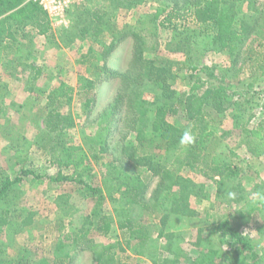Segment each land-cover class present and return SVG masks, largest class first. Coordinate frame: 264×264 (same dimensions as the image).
Segmentation results:
<instances>
[{"label":"trees","instance_id":"trees-1","mask_svg":"<svg viewBox=\"0 0 264 264\" xmlns=\"http://www.w3.org/2000/svg\"><path fill=\"white\" fill-rule=\"evenodd\" d=\"M158 1L155 12L148 18L141 17L140 22L144 26L148 22L154 24L153 35L157 28L174 30L173 39L179 36L178 42L189 47L183 61L150 57L148 54L156 47L147 45V36L116 28L113 12L95 9L85 20L86 9L77 6L73 14L69 11L73 23L64 30L69 39L77 36L84 39L88 35L99 40L105 35L111 37L104 44L107 47L104 63L97 66V70L105 68L108 57L124 38L133 36L132 69L118 75L108 69L104 75V78L117 75L121 80L119 96L106 111L110 120L120 121V135L123 134L121 155L110 160L112 153H105L102 147L89 151L84 145L73 146L64 141L66 129L73 121L61 108L74 99L76 88L61 82L45 94L46 104L40 115L44 134L53 136L46 151L53 164L73 169L71 174L60 171L49 178L76 184L86 198L95 202L82 225L67 230L66 216L77 212V207L69 203L66 193L56 197L58 211L65 216L55 220L54 233L60 236L53 245V257L45 264H71L75 250L89 251L93 264H264V245L262 249L257 248L252 233L247 230L250 217L264 216V179L254 184L253 192L249 193L258 195L252 196L250 201L254 206L243 221L231 220L227 213L207 215V235L200 229L193 243L196 254L189 255L180 242L182 235L172 225L180 219L190 221L196 215L182 195L190 181L182 175L186 167L202 168L208 175L219 177L220 184L244 171L238 160L211 151L218 124L227 114L232 115L240 147L254 158L264 157V117L257 116V110H264L261 105L264 104V86L257 88V81L264 80V0ZM27 24L39 33L53 36L52 25L38 4L27 0H0V48L20 50L22 42L17 28ZM202 39L209 40V50L230 53L231 64L238 63L237 67L217 70L194 63V55L199 61L208 51V47L204 50L199 46ZM36 72L34 78L41 71ZM246 72L253 80L242 82V74ZM178 78L189 81L187 89L174 87ZM92 88L93 82L89 89L76 92L85 97L86 108L95 102L93 95H87ZM123 107L125 112H121ZM181 110L185 112V121L172 122L169 116ZM256 117L258 122L252 125ZM186 130H191L196 137L188 146L180 144ZM103 133L108 136V131ZM103 133L86 135L85 144H105L106 147ZM145 142L152 146L149 150L143 148ZM97 167L102 173L99 183L94 178ZM144 172L160 179L155 199L146 198L148 182ZM28 175L43 178L33 169L24 167L14 173L0 171V264H43L33 259L35 255H31L30 249H23L13 257L6 253L7 241L13 242L15 232L21 231L17 227L24 226L13 213L18 209V205L15 208L19 199L16 188ZM176 187L182 189L181 193ZM241 193L231 192L227 203L247 198L248 192ZM106 201L118 203L114 210L123 213L117 221L122 237L100 241L99 236L107 237L115 229L114 218L104 208ZM137 209L140 217L133 214ZM155 218L161 223H152ZM257 233L264 236V221L257 226Z\"/></svg>","mask_w":264,"mask_h":264},{"label":"rangeland","instance_id":"rangeland-1","mask_svg":"<svg viewBox=\"0 0 264 264\" xmlns=\"http://www.w3.org/2000/svg\"><path fill=\"white\" fill-rule=\"evenodd\" d=\"M132 2L135 3L130 5ZM137 2L139 0H130L129 2L126 0H121V2L118 0H81L72 9V14L77 6L86 9L83 15L85 20L91 17V12L95 9L113 12L115 13L116 28H127L147 36V45L156 47L154 52L151 50L148 54L150 57L155 55L173 62L185 60L189 47L178 42L179 36L173 39L174 30L157 28L153 35L154 24L150 25L148 22L144 26L140 22L141 17L148 18L155 12L159 1L140 0L139 4ZM72 23L67 28L52 27L53 36L39 33L32 25L27 24L17 28L22 42L20 50H17L16 47L0 48V171L14 173L24 167L33 169L40 176H43V178H35L33 175H28L16 188L19 199L15 208L18 205V209L13 214H16L19 222H23L24 226L17 227L21 231L15 232L14 235L16 236L13 242L7 241L6 253L13 257L23 249H30L31 255H35L33 259L43 264L53 257V245L60 236L57 235L58 233H54L55 220L60 216H65L63 212L58 211L55 203L56 197L61 193H66L69 195V203L77 207V212L66 216L67 230L80 227L95 205V202L86 198L76 184L49 178V176H56L60 171L71 174L73 169L53 164L50 161L49 152L46 151V147L48 148L47 145L50 144L53 136L44 134L40 115V111L44 110L46 104L45 94L51 87L61 82H66L76 88L74 99L67 101L61 108L73 121V125L66 129L64 141L68 145H84L89 151L92 149L100 150L102 147L105 153H112V156L107 158L110 160L112 157L121 155L119 147L123 134L120 135V121L110 120L109 117H106V111L108 108L110 109L119 96L121 80L117 75L132 69L133 36L128 35L121 41L119 47L108 57V64L101 71L97 70V66L104 63V55L107 49L104 44L109 42L111 37L105 35L102 40H99L100 38L96 39L88 35L84 39L78 36L69 39L64 30L70 28ZM209 44L208 39L201 40L199 46L204 50L208 47V51L199 61L197 55H194V63L198 62L200 66L216 67L217 70L231 66L237 67L238 63L231 64L230 53L209 50L211 46ZM37 69H40L41 72L37 78H34ZM108 69H112L117 75L104 78ZM241 79L242 82L253 80L247 72L242 74ZM92 82V94L88 93L87 95H93L95 102L91 107L86 108L84 105L85 97L77 95L76 92L89 89ZM257 84V88L260 89V86H264V80L259 79ZM189 85L188 80L178 78L174 87L178 90H185ZM262 103H264L263 100ZM122 109L121 112H125V107ZM258 115L264 117V110H257ZM169 119L175 123L178 120L183 123L186 119L185 112L181 110L177 115H170ZM257 122V117L253 118L252 125ZM107 131L108 136L107 133L105 135L103 133ZM96 132L103 133L106 147L105 144H97L96 146H92L90 143L85 144V136L88 134L95 135ZM151 147L148 142L143 144V148L147 150ZM211 151L238 160L239 164L244 166V171L239 175L231 176L224 184L218 182L219 177L208 175L202 168L186 167L182 171L184 179L191 181L188 180V189L184 190L182 195L187 200V204L196 211V215L190 221L189 218L185 221L177 220L172 223L175 227H171L182 235L180 242L189 252V255L196 254L193 243L199 234V230H203L206 233L205 236L207 235L208 224L205 222L207 215L209 213H227L231 220L238 218L243 221L245 215L249 213L250 207L254 206V203L250 201L254 193H249L253 192L254 184L264 179V157L254 158L243 146L240 147L236 130L233 127L232 115L227 114L218 124L217 138L211 146ZM100 169L97 167L94 170L96 175L94 178L98 183L102 176ZM143 176L148 182L147 200L155 199L154 193L159 188V177L150 175L149 172H144ZM234 186L237 187L234 188ZM176 189L177 192L181 193L180 187H176ZM196 190L199 191L198 194L194 193ZM240 190L243 193L248 192L247 198L238 203L231 202L228 204L227 200L231 199L229 193L236 191L241 193ZM223 195H227L226 198ZM116 206H118L116 202H105L104 208L114 218L115 229L107 237L99 236L100 241L122 237L121 231L117 227V221L122 218L121 214L123 213L115 212ZM72 211L74 212V209ZM133 214L137 217L141 216L139 209L134 210ZM249 219L247 230L252 233L257 248L262 249L264 236L258 235L257 226L264 221V216L260 218L255 216ZM152 223L157 225L156 223L160 224L161 221L155 218ZM72 254L74 258L71 264H93L92 255L87 250H75L72 251Z\"/></svg>","mask_w":264,"mask_h":264},{"label":"built area","instance_id":"built-area-1","mask_svg":"<svg viewBox=\"0 0 264 264\" xmlns=\"http://www.w3.org/2000/svg\"><path fill=\"white\" fill-rule=\"evenodd\" d=\"M38 4L45 12L52 27L66 28L70 25L69 11L81 0H27Z\"/></svg>","mask_w":264,"mask_h":264},{"label":"clouds","instance_id":"clouds-1","mask_svg":"<svg viewBox=\"0 0 264 264\" xmlns=\"http://www.w3.org/2000/svg\"><path fill=\"white\" fill-rule=\"evenodd\" d=\"M195 135L192 133L191 130H186L181 139H180V144L181 145H184V146H188V145H191L195 142ZM229 195H231V193H229ZM254 195H258V194H254Z\"/></svg>","mask_w":264,"mask_h":264}]
</instances>
